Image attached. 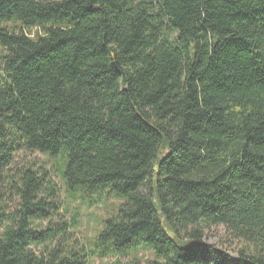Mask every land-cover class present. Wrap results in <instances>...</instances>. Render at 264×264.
I'll return each mask as SVG.
<instances>
[{
  "label": "trees",
  "instance_id": "16d2710c",
  "mask_svg": "<svg viewBox=\"0 0 264 264\" xmlns=\"http://www.w3.org/2000/svg\"><path fill=\"white\" fill-rule=\"evenodd\" d=\"M93 259L264 264V0H0V264Z\"/></svg>",
  "mask_w": 264,
  "mask_h": 264
},
{
  "label": "rangeland",
  "instance_id": "374dc122",
  "mask_svg": "<svg viewBox=\"0 0 264 264\" xmlns=\"http://www.w3.org/2000/svg\"><path fill=\"white\" fill-rule=\"evenodd\" d=\"M34 158L42 159L39 155L29 157L30 160ZM44 160V159H42ZM57 186L60 188L59 198L64 208V214L67 219L76 214L79 215L78 226L75 230V235L84 243L87 247L92 243V239L96 234V231L101 228V222L111 215L115 211V205L117 201L108 199L104 204H100L97 207L86 209L83 203L78 201H71L66 198L63 184L56 180ZM205 243L210 246H214L222 251H226L233 258L236 257V251L240 247L239 243L231 242L229 237L226 235L222 227L211 228L206 233ZM140 261L151 260L153 255L147 250H142L139 254ZM112 260H97L93 259L89 264H110Z\"/></svg>",
  "mask_w": 264,
  "mask_h": 264
}]
</instances>
